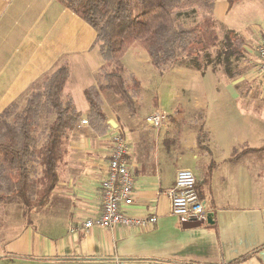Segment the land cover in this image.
Listing matches in <instances>:
<instances>
[{"label":"crops","instance_id":"1","mask_svg":"<svg viewBox=\"0 0 264 264\" xmlns=\"http://www.w3.org/2000/svg\"><path fill=\"white\" fill-rule=\"evenodd\" d=\"M250 1L264 0H218L214 7L217 22L247 42L244 71L232 79L211 66L177 64L161 74L145 53L129 54L125 66L142 93L151 86V98L142 104L141 93L131 114L115 95H103L109 128L99 135L81 125L90 112L85 90L98 87L104 65L97 32L59 0H0V114L14 102L23 107L31 86L62 60L70 65L64 92L82 114L51 200L29 224L21 216L14 236L2 242L0 264H264V152L235 160L264 146V83L256 73L264 21L244 31L234 26ZM156 112L168 117L159 129L149 120ZM173 113L185 116L181 131ZM116 133L128 143L134 175V204L124 213L156 222L85 232L82 223L102 211ZM182 169L194 172L211 220L201 227L171 212L169 192Z\"/></svg>","mask_w":264,"mask_h":264},{"label":"trees","instance_id":"2","mask_svg":"<svg viewBox=\"0 0 264 264\" xmlns=\"http://www.w3.org/2000/svg\"><path fill=\"white\" fill-rule=\"evenodd\" d=\"M59 1L97 32L94 46L104 65L96 75L98 87L86 89L85 98L87 121L99 135L109 128L103 95H115L131 114L141 97V81L124 63L127 53L147 54L161 74L188 61L197 70L220 67L232 79L241 71H231V64L249 58L245 38L217 22L218 0ZM69 75V62L60 61L27 91L23 108L14 102L0 114V205L19 202L26 224L51 200L70 153V135L82 120L64 92ZM204 125L197 135L201 143ZM261 152L264 146L244 149L235 160Z\"/></svg>","mask_w":264,"mask_h":264},{"label":"built area","instance_id":"3","mask_svg":"<svg viewBox=\"0 0 264 264\" xmlns=\"http://www.w3.org/2000/svg\"><path fill=\"white\" fill-rule=\"evenodd\" d=\"M257 51L260 63L256 67V73L264 83V34ZM149 120L159 129L166 125L168 117L165 113L157 112ZM81 125L89 123L82 120ZM127 156L128 143L120 133H116L108 161V177L103 184L102 211L82 223L85 232H90L93 228L113 229L117 226L138 228L156 222L155 218H133L124 213V210L134 204V175ZM196 183L192 170L182 169L178 172L175 188L169 192L171 212L174 216L193 222L206 219L207 209L198 196ZM75 230L73 228L71 231Z\"/></svg>","mask_w":264,"mask_h":264},{"label":"rangeland","instance_id":"4","mask_svg":"<svg viewBox=\"0 0 264 264\" xmlns=\"http://www.w3.org/2000/svg\"><path fill=\"white\" fill-rule=\"evenodd\" d=\"M242 4V3H241ZM246 4L244 9L245 15L243 16H236V18L240 17L239 21H236V25H234L238 31H244V30H240L241 28L247 29L248 27H250L251 24H258V23H263L264 21V1H250L249 3H244ZM254 11H251V10ZM236 10V14H239L237 9ZM254 26V25H253ZM129 54L132 53H127L124 57V59L126 60V58H128ZM134 54V53H133ZM213 55H215V52H212ZM139 55V54H137ZM147 55V54H146ZM215 57V56H214ZM149 58V57H148ZM214 59V58H213ZM207 61V58L204 59V63ZM181 66H185L187 68H193L190 66L188 61H183V62H179L178 63ZM231 71H244L243 68V63L239 62L237 63L236 61H234L233 65L231 64ZM154 72H157V70L153 67L152 69ZM224 70L222 68H218V70L216 71L219 74L225 75V73L223 72ZM190 74H194L192 72H189ZM157 76V75H156ZM191 84L193 83V81L190 82ZM28 93H27V98H28ZM152 95V88L151 86H149L148 88H146L143 93H142V97L140 100H142V104H146L149 99L151 98ZM27 100V99H26ZM19 104V103H18ZM25 106V105H24ZM23 106V107H24ZM21 107V108H23ZM167 109V108H166ZM157 113V112H156ZM169 113H172L171 111H169ZM155 114V113H154ZM173 116H179V122L177 123V125L175 126L176 128H178L180 131L182 129V122H181V118H185V116L180 117V113H173ZM199 120V124L201 123V117L200 115L198 116ZM200 127V126H199ZM21 206L19 202H9L6 205H0V249L2 248V242L3 245L5 244L6 241H8V239L10 237H13L15 234V231L18 229V222L21 223V216H22V208L21 207H17V206ZM23 217V216H22ZM31 220V218H30ZM25 221V220H24ZM26 223V221H25Z\"/></svg>","mask_w":264,"mask_h":264},{"label":"water","instance_id":"5","mask_svg":"<svg viewBox=\"0 0 264 264\" xmlns=\"http://www.w3.org/2000/svg\"><path fill=\"white\" fill-rule=\"evenodd\" d=\"M113 123H114L113 121H110V122H109V124H110L111 126H114ZM206 222L210 223V222H211L210 218H206V219H204V220H202V221H200V222H195L193 225H191V227H193V228L201 227V226H203Z\"/></svg>","mask_w":264,"mask_h":264}]
</instances>
